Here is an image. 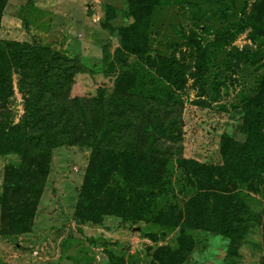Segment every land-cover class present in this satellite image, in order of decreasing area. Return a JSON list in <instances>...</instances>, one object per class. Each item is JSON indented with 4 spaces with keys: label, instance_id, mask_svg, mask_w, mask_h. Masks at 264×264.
I'll return each instance as SVG.
<instances>
[{
    "label": "rangeland",
    "instance_id": "374dc122",
    "mask_svg": "<svg viewBox=\"0 0 264 264\" xmlns=\"http://www.w3.org/2000/svg\"><path fill=\"white\" fill-rule=\"evenodd\" d=\"M256 2L158 0L136 15L127 0H0V43L25 47L21 70L9 60L0 125L22 124L29 158L49 159L24 216L13 208L32 188L5 194L22 156L0 152V264H264V183L242 137L264 98ZM160 58L182 66L180 88ZM224 137L246 162L230 184Z\"/></svg>",
    "mask_w": 264,
    "mask_h": 264
},
{
    "label": "trees",
    "instance_id": "16d2710c",
    "mask_svg": "<svg viewBox=\"0 0 264 264\" xmlns=\"http://www.w3.org/2000/svg\"><path fill=\"white\" fill-rule=\"evenodd\" d=\"M129 4V8L131 11L135 12L138 15L140 12L142 14L148 12L150 14V9L154 8L158 5V0H127ZM146 8H149L147 10ZM250 24L251 27L258 31V33L263 34L264 36V0H257L254 5L253 11L250 16ZM24 45L20 43H0V93L1 91L7 90V82L9 80V71L11 70L9 66V60L16 62L18 69L21 70L23 68V56H24ZM154 67H157V73L160 77L169 81V84L172 85L173 89L180 88L183 83L184 72L182 70V66L174 60H167L160 58L159 61H154ZM163 66V68H161ZM169 69V73L167 74L166 70ZM173 77V78H172ZM7 96L2 97V100H5ZM8 99V98H7ZM258 107L254 110H249L246 115V120L244 123V127L242 130V137L245 140V143L250 145V149L254 151V156L248 159L247 163L249 167V171L252 174H256L258 180L264 183V98L255 103ZM23 128L22 124H18L14 127L7 129L5 126L0 125V152L1 151H9L14 149L17 154L22 156V166L23 169H26V174L22 176L21 182L17 183H9V176L12 174L13 170L9 169L7 172V181L5 186V194L8 193L11 195L18 193L21 189H31L30 193L22 194L19 196V199L23 198L24 202H19L17 207L13 208L16 211L23 213V215H28L26 213L28 210L32 209V213L35 210L37 202L41 197L43 186L46 183V178L49 173V162L48 157L46 156H36L29 158V150L28 146L23 143L24 140H19L16 135V132H19ZM239 144L241 146V142H237L229 137H224L222 140V155L225 159L226 166L224 169V173L222 177L224 178V182L226 184H230L233 179L236 177L235 172L241 168L235 166L236 163L240 164V162L246 163L243 160H240L236 155L235 148ZM252 145V146H251ZM243 149H247L244 147ZM47 157V158H46ZM99 157L98 153H96L92 159V164L88 172V176L86 182L83 186V199L88 200L90 194L94 190V178H92V174H95L94 168L97 166L96 160ZM101 157V154H100ZM255 158V159H254ZM185 164H191L196 166L197 168H203L200 164L194 161H182ZM236 162V163H235ZM257 163L258 165H254ZM241 165V164H240ZM34 171V174L32 172ZM16 174H19L16 172ZM152 174H156L154 170L149 172V177ZM198 177V176H196ZM253 177V176H252ZM199 182H207L206 178H202L199 176L197 178ZM15 189V190H14ZM28 198V201L25 202V199ZM19 200H17L14 204H16ZM240 200H236L233 204H237ZM24 204V205H23ZM31 213V216H32ZM137 210H133L131 215L133 217H137ZM89 219L92 221H97L99 219L95 214L91 211L89 215ZM134 220L143 219L142 216L138 218H133Z\"/></svg>",
    "mask_w": 264,
    "mask_h": 264
}]
</instances>
